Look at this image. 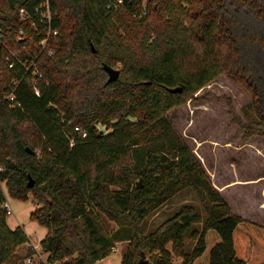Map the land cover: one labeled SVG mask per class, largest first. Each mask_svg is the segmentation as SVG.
<instances>
[{
    "label": "trees",
    "instance_id": "trees-1",
    "mask_svg": "<svg viewBox=\"0 0 264 264\" xmlns=\"http://www.w3.org/2000/svg\"><path fill=\"white\" fill-rule=\"evenodd\" d=\"M21 2L0 0L4 42L36 54L41 36L18 21ZM51 7L58 34L54 53L38 58L41 94L21 83L19 107L3 98L14 72L0 42L2 177L11 198L38 204L29 218L47 230L39 242L46 261L94 264L129 241L119 264H140L141 252L145 264H175L173 256L180 264H264V226L231 211L167 119L225 74L251 96L254 119H234L245 136L264 137V0H51ZM21 26L25 40H16ZM117 63V79L106 83L103 64ZM175 86L181 91L167 89ZM192 184L205 219L191 232V252L183 239L201 216L190 204L143 234L145 218ZM4 201L0 190V264L29 239L22 226L8 227Z\"/></svg>",
    "mask_w": 264,
    "mask_h": 264
},
{
    "label": "rangeland",
    "instance_id": "rangeland-1",
    "mask_svg": "<svg viewBox=\"0 0 264 264\" xmlns=\"http://www.w3.org/2000/svg\"><path fill=\"white\" fill-rule=\"evenodd\" d=\"M20 0H13L14 4ZM116 4L120 2L115 0ZM120 68L117 63L113 66ZM234 117L243 123L254 119L251 96L246 88L225 74H220L204 87L197 90L185 104L167 112V119L174 135L188 145L211 184L221 194L231 211L248 220L264 226V137L245 136L244 129ZM150 145V141L146 142ZM12 213L6 222L10 229L22 226L28 236V245L16 248L15 258L4 264H51L43 257L39 245L46 228L29 218L38 204L31 196L26 200L11 198L5 193ZM202 195L195 185H188L176 192L154 209L142 223V233L154 230L165 219L172 216L181 205H192L201 216V223L193 224L184 236V249L190 253L194 241L193 230H199L205 219ZM108 229L116 226L105 221ZM35 245L37 248L35 249ZM109 258L99 264H119L122 254L132 248L129 241L117 242ZM170 248V244L167 245ZM149 255L144 253L148 260ZM140 258V256H139ZM175 264L182 258L173 256Z\"/></svg>",
    "mask_w": 264,
    "mask_h": 264
},
{
    "label": "built area",
    "instance_id": "built-area-1",
    "mask_svg": "<svg viewBox=\"0 0 264 264\" xmlns=\"http://www.w3.org/2000/svg\"><path fill=\"white\" fill-rule=\"evenodd\" d=\"M121 3V0H118ZM16 16L19 22L23 23L26 28L31 32H35L41 36L37 42L38 53H32L24 43L19 48H10L5 44V34L0 28V42L6 47L5 62L7 67L14 72L13 78L10 80V91L6 93L3 98L10 102L12 107H19L20 104L15 100V90L23 83H28L34 94L39 97L40 84L43 83V73L38 64V58L40 54L51 56L54 53V47L51 41L58 34V30L53 28L54 11L51 7V0H22V2L16 7ZM26 32L25 28L21 26L18 29L16 40H25ZM47 84V81H45ZM96 129L100 132L107 133L109 130L102 124H97ZM74 131L80 133L82 137H85L86 133L78 126H74ZM70 144H73L70 139ZM4 167L0 165V190L5 195L6 178L2 177ZM3 208L6 214H11L12 209L7 202L6 198L3 203ZM111 250H116L112 247Z\"/></svg>",
    "mask_w": 264,
    "mask_h": 264
},
{
    "label": "water",
    "instance_id": "water-1",
    "mask_svg": "<svg viewBox=\"0 0 264 264\" xmlns=\"http://www.w3.org/2000/svg\"><path fill=\"white\" fill-rule=\"evenodd\" d=\"M91 49H92V52L95 51V49L93 48V45H91ZM103 69L107 72V75H108L106 83H109V82L114 81V80L117 79L118 73H119L118 69H116V68H114L112 66H109L107 64H103ZM167 89L169 91H171V92L181 91V86L168 87ZM26 150L28 152H31V150L28 147H26ZM137 185L139 186L140 182H138ZM28 186L29 187L32 186V181L31 180L28 183ZM139 263L140 264L147 263V259L144 258V253L143 252L140 253Z\"/></svg>",
    "mask_w": 264,
    "mask_h": 264
},
{
    "label": "crops",
    "instance_id": "crops-1",
    "mask_svg": "<svg viewBox=\"0 0 264 264\" xmlns=\"http://www.w3.org/2000/svg\"><path fill=\"white\" fill-rule=\"evenodd\" d=\"M45 234H46V233H44V235H45ZM43 237H44V236H43ZM43 237H42V238H43ZM42 238H41V239H42ZM41 239H40V240H41ZM26 244L28 245V242L25 243V244H23V245H26ZM36 248H37V246L35 245V249H36ZM43 257L46 258V257H47V253L43 252ZM108 258H109V255L106 256L105 258L101 259V260L96 261L94 264H99V263H101V261H104V260H106V259H108ZM120 261H121V258L119 259V263H120Z\"/></svg>",
    "mask_w": 264,
    "mask_h": 264
}]
</instances>
